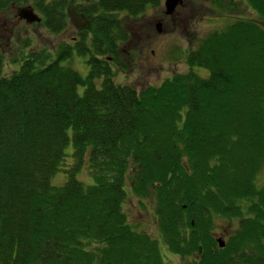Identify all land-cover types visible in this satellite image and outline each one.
<instances>
[{
	"label": "trees",
	"instance_id": "16d2710c",
	"mask_svg": "<svg viewBox=\"0 0 264 264\" xmlns=\"http://www.w3.org/2000/svg\"><path fill=\"white\" fill-rule=\"evenodd\" d=\"M161 1L0 0L2 11L28 2L51 33L70 5L82 21L53 49L23 41L8 73L0 58V264H167L126 222L127 188L153 201L181 264H264V28L235 17L187 49L186 71L139 90L114 82L107 52L127 39L118 13ZM245 1L264 19V0ZM215 215L235 225L213 231Z\"/></svg>",
	"mask_w": 264,
	"mask_h": 264
},
{
	"label": "rangeland",
	"instance_id": "374dc122",
	"mask_svg": "<svg viewBox=\"0 0 264 264\" xmlns=\"http://www.w3.org/2000/svg\"><path fill=\"white\" fill-rule=\"evenodd\" d=\"M27 3H13L5 10H0V58L4 74L17 67L19 60L11 59L18 52V56L22 53L24 42L25 48L27 45H44L53 49L58 42L74 37L82 23L70 5L66 9V27L58 33L48 32L36 21L25 22L17 17V9ZM238 16L254 18L264 28V19L260 18L245 0H182L181 4L174 8L173 18L163 12L162 1L158 6L147 7L137 15L119 12L118 22L127 31V39L118 42L117 54L107 52L113 81L129 84L139 90L147 84H158L174 72L186 71L188 66L184 55L187 49L201 35L222 28ZM156 22L159 23V30L156 28ZM26 37H30L28 43ZM68 64L81 74L86 72L87 65L82 56L74 55ZM193 68L201 75L206 74L202 67ZM64 150L66 153L71 150L70 143ZM70 159L69 155L66 156L64 165L70 163ZM75 177L83 182L90 181V174L85 169L78 171ZM65 178L63 171H56L51 175L50 182L59 184ZM255 182L257 185L264 184V165L257 171ZM127 190L121 205L126 222L135 230L145 232L157 240L164 262L181 264L179 256L169 252L161 241L153 201L144 195L130 192L128 188ZM211 222L213 231L226 229L228 232L235 225V220H232L230 225L228 219L217 215ZM219 235L225 236L222 232Z\"/></svg>",
	"mask_w": 264,
	"mask_h": 264
},
{
	"label": "water",
	"instance_id": "95a60500",
	"mask_svg": "<svg viewBox=\"0 0 264 264\" xmlns=\"http://www.w3.org/2000/svg\"><path fill=\"white\" fill-rule=\"evenodd\" d=\"M181 2V0H162L163 4V12L165 14H171L174 11V8ZM16 15L20 18L23 19L25 22H38L40 17L36 14V12L33 11V8L29 5L26 6H21L17 9ZM156 28L159 30V23L156 22ZM216 242L218 246L223 245V239L221 237H216ZM201 250V246H197L196 254L195 256L198 255V253Z\"/></svg>",
	"mask_w": 264,
	"mask_h": 264
},
{
	"label": "flooded vegetation",
	"instance_id": "af4514ba",
	"mask_svg": "<svg viewBox=\"0 0 264 264\" xmlns=\"http://www.w3.org/2000/svg\"><path fill=\"white\" fill-rule=\"evenodd\" d=\"M181 1H182V0H181ZM180 4H181V2H180L178 5H180ZM178 5H177V6H178ZM173 14H174V11H173L171 14H169V17H170V18H173ZM167 15H168V14H167ZM17 17H18V16H17ZM18 18H19V17H18ZM19 19H20V18H19ZM155 24H156V23H155ZM220 233H221V232H220Z\"/></svg>",
	"mask_w": 264,
	"mask_h": 264
}]
</instances>
